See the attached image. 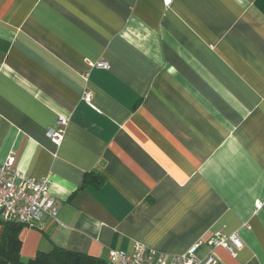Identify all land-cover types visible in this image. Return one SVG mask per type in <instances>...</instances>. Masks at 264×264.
<instances>
[{"label": "crops", "instance_id": "obj_1", "mask_svg": "<svg viewBox=\"0 0 264 264\" xmlns=\"http://www.w3.org/2000/svg\"><path fill=\"white\" fill-rule=\"evenodd\" d=\"M10 157L58 208L20 230L23 260L182 255L220 231L243 244L222 264H264V0H0Z\"/></svg>", "mask_w": 264, "mask_h": 264}, {"label": "built area", "instance_id": "obj_2", "mask_svg": "<svg viewBox=\"0 0 264 264\" xmlns=\"http://www.w3.org/2000/svg\"><path fill=\"white\" fill-rule=\"evenodd\" d=\"M96 67L107 69L108 65L100 62ZM83 99L88 102L90 94H84ZM66 125L64 119H59L55 129L47 131V137L54 145L62 143ZM49 182V177L34 179L21 175L15 169L14 159L8 158L0 165V221L15 222L29 228L43 219L56 221L58 208L48 193ZM203 245L209 248V253L199 257L197 252ZM242 245L237 235H225L219 231L205 243L192 245L182 255H165L135 243L130 254L109 251L106 261L108 264H222L213 254L215 249H224L234 256Z\"/></svg>", "mask_w": 264, "mask_h": 264}, {"label": "trees", "instance_id": "obj_3", "mask_svg": "<svg viewBox=\"0 0 264 264\" xmlns=\"http://www.w3.org/2000/svg\"><path fill=\"white\" fill-rule=\"evenodd\" d=\"M0 264H108L103 258H94L58 247L48 253H38L34 258L23 260L19 254L18 234L24 227L15 222H2Z\"/></svg>", "mask_w": 264, "mask_h": 264}]
</instances>
